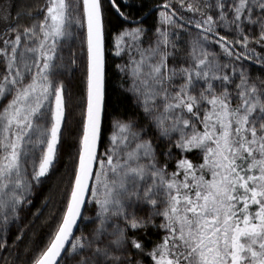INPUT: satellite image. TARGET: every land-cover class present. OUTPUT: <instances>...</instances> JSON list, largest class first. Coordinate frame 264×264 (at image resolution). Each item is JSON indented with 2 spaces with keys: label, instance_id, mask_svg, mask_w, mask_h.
I'll list each match as a JSON object with an SVG mask.
<instances>
[{
  "label": "snow or ice",
  "instance_id": "obj_1",
  "mask_svg": "<svg viewBox=\"0 0 264 264\" xmlns=\"http://www.w3.org/2000/svg\"><path fill=\"white\" fill-rule=\"evenodd\" d=\"M33 7L0 0V253L64 159L82 67L75 157L27 264H264V0ZM109 51L127 106L105 142Z\"/></svg>",
  "mask_w": 264,
  "mask_h": 264
},
{
  "label": "trees",
  "instance_id": "obj_2",
  "mask_svg": "<svg viewBox=\"0 0 264 264\" xmlns=\"http://www.w3.org/2000/svg\"><path fill=\"white\" fill-rule=\"evenodd\" d=\"M21 2L32 5L33 10H35V6L43 5L45 0H21ZM138 2L144 4V12L147 13L149 9L154 8L156 5L162 3V0H138ZM136 11L135 9L133 10ZM112 21L113 27H117L119 21L115 17L114 13H109ZM156 13L154 12L146 21V25L150 24L155 18ZM23 23H29L30 20L27 17L22 19ZM109 43L106 40V47H109ZM122 59L114 55L113 52L109 51L106 53V107H107V115L103 125V136L106 142L107 135L111 131L110 121L112 119V113L110 110L111 103V90L110 85L111 81L117 72V68L115 65L120 64ZM70 81L69 87H71V99L69 105V113H67L69 118V129L66 133L67 140L65 141V156L58 166L54 175L48 180L47 183L42 186H38L36 188L35 195L33 197V203L28 208V214L26 217V223L23 225V231L25 233L24 242L22 244H18L17 251L10 253H2L3 256H7L8 264H27L29 253L26 251L27 247L35 248L37 244L40 243L45 233H47L52 217V205L45 206L44 201L46 198L51 196L54 200V203L58 204L59 199L56 196L55 191H50L53 189V186L63 185L65 182V178L70 173V164L71 160L75 157V148L78 143L80 128H81V120L83 119V115L85 113L86 106V76L83 68H78L73 71V73L68 77ZM71 154V155H70ZM41 210V215L39 218L34 219V214L37 210ZM21 230L20 223L15 224V226L11 227L9 234V243L11 244L17 234L18 231ZM31 242V243H30ZM19 256V262H17L16 257Z\"/></svg>",
  "mask_w": 264,
  "mask_h": 264
},
{
  "label": "rangeland",
  "instance_id": "obj_3",
  "mask_svg": "<svg viewBox=\"0 0 264 264\" xmlns=\"http://www.w3.org/2000/svg\"><path fill=\"white\" fill-rule=\"evenodd\" d=\"M156 19H157V17L150 24H148L146 26L152 27L154 25V23L156 22ZM119 58L121 59V57H119ZM119 76H120V74L117 70V72L115 73V75L111 81V85H110V90H111L110 110L112 113V118L114 116L121 115L125 111V107L127 106V101L124 100V96H123V93H122L121 88H120ZM70 89H71V87H69V99L68 100L71 99L70 98L71 97V90ZM69 105H70V101H68V105H67L68 112L67 113H69V108H70ZM117 109H119V112L117 111ZM69 114H71V113H69ZM27 214H28V209L23 213L22 219L19 222L20 226L24 225L26 223ZM0 256H3L2 253H0Z\"/></svg>",
  "mask_w": 264,
  "mask_h": 264
},
{
  "label": "water",
  "instance_id": "obj_4",
  "mask_svg": "<svg viewBox=\"0 0 264 264\" xmlns=\"http://www.w3.org/2000/svg\"><path fill=\"white\" fill-rule=\"evenodd\" d=\"M154 13V12H153ZM149 17H146V20L148 19ZM145 20V21H146ZM86 102H87V94H86ZM85 110H86V106H85Z\"/></svg>",
  "mask_w": 264,
  "mask_h": 264
}]
</instances>
